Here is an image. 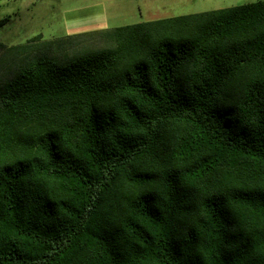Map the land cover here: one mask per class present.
Wrapping results in <instances>:
<instances>
[{"label": "trees", "instance_id": "1", "mask_svg": "<svg viewBox=\"0 0 264 264\" xmlns=\"http://www.w3.org/2000/svg\"><path fill=\"white\" fill-rule=\"evenodd\" d=\"M0 264H264V1L0 41Z\"/></svg>", "mask_w": 264, "mask_h": 264}, {"label": "rangeland", "instance_id": "2", "mask_svg": "<svg viewBox=\"0 0 264 264\" xmlns=\"http://www.w3.org/2000/svg\"><path fill=\"white\" fill-rule=\"evenodd\" d=\"M264 0H1L0 41L8 46L81 35Z\"/></svg>", "mask_w": 264, "mask_h": 264}]
</instances>
